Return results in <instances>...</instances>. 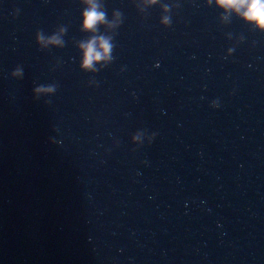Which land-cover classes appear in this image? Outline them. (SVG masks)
Segmentation results:
<instances>
[{"label": "water", "instance_id": "obj_1", "mask_svg": "<svg viewBox=\"0 0 264 264\" xmlns=\"http://www.w3.org/2000/svg\"><path fill=\"white\" fill-rule=\"evenodd\" d=\"M136 2L91 72L81 0H0V264H264V32Z\"/></svg>", "mask_w": 264, "mask_h": 264}, {"label": "clouds", "instance_id": "obj_2", "mask_svg": "<svg viewBox=\"0 0 264 264\" xmlns=\"http://www.w3.org/2000/svg\"><path fill=\"white\" fill-rule=\"evenodd\" d=\"M83 8L81 10V29L90 32L88 39L80 41L78 48L81 51L80 67L84 71L96 72L97 62H102L101 66L111 62L113 48V35L101 33L100 25H103L106 32L114 33V31L122 23V14L115 10L112 13V18L109 19L104 9L103 0H81ZM206 3L211 6L215 5L222 10L221 20H228L231 16H236L246 24H249L253 29L264 32V0H206ZM159 4L163 15L160 17V24L168 27L171 24V18L168 15L170 11L169 4L162 3L161 0H137L136 7L143 12L145 8ZM65 28L61 27L57 32L49 36L37 33L36 39L41 47L63 46L62 34ZM243 39L242 37L240 38ZM233 49H228V54L231 55ZM13 75L19 76L20 70L17 69ZM95 83V82H93ZM54 91L52 86L38 87L35 89L37 94L51 93ZM213 108L219 107V100L213 99L210 102ZM154 134L147 135L144 131H137L132 136V141L139 143L145 137L151 142Z\"/></svg>", "mask_w": 264, "mask_h": 264}]
</instances>
